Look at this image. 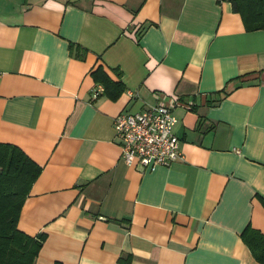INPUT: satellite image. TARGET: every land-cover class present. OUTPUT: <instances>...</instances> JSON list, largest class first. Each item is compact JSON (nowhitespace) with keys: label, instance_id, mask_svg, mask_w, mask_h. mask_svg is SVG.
<instances>
[{"label":"crops","instance_id":"0c3cea01","mask_svg":"<svg viewBox=\"0 0 264 264\" xmlns=\"http://www.w3.org/2000/svg\"><path fill=\"white\" fill-rule=\"evenodd\" d=\"M163 95L182 157L140 171L113 120ZM0 142L41 166L17 223L45 233L35 264H264L241 236L264 234V29L229 0H0Z\"/></svg>","mask_w":264,"mask_h":264},{"label":"trees","instance_id":"16d2710c","mask_svg":"<svg viewBox=\"0 0 264 264\" xmlns=\"http://www.w3.org/2000/svg\"><path fill=\"white\" fill-rule=\"evenodd\" d=\"M229 1L232 9L240 14L247 31L264 29V0ZM69 49L81 59L86 52L72 43ZM115 71L117 80L111 78L101 66L90 71L95 83L103 86L102 94L113 100L125 90L121 71ZM40 170L41 166L18 146L0 142V264H35L45 233L31 236L21 231L17 223L24 199ZM261 202L264 206V198H261ZM241 236L254 258L264 263V234L246 226ZM54 264L62 263L55 261ZM117 264H130L129 256L119 258Z\"/></svg>","mask_w":264,"mask_h":264},{"label":"built area","instance_id":"2783aa9c","mask_svg":"<svg viewBox=\"0 0 264 264\" xmlns=\"http://www.w3.org/2000/svg\"><path fill=\"white\" fill-rule=\"evenodd\" d=\"M102 92L103 86L98 84L92 97ZM178 104L175 96H158L154 104L135 112H120L114 117L113 128L120 144V157L127 164L143 171L169 165L182 157L180 139L175 133L178 118L173 112Z\"/></svg>","mask_w":264,"mask_h":264}]
</instances>
